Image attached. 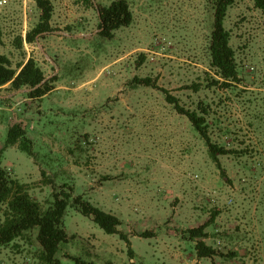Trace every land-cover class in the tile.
I'll return each instance as SVG.
<instances>
[{"label": "rangeland", "instance_id": "374dc122", "mask_svg": "<svg viewBox=\"0 0 264 264\" xmlns=\"http://www.w3.org/2000/svg\"><path fill=\"white\" fill-rule=\"evenodd\" d=\"M2 1L0 53L14 67L33 57L56 80L42 101L0 89L9 99L0 150L22 121L36 153L8 148L3 166L45 208L68 184L122 222L121 235H109L69 206L61 264H264V27L254 0H235L225 20L241 80L228 88L212 85L211 0H127L134 20L113 40L100 36L97 9L116 0H51L53 31L23 50L16 40L40 11L33 0ZM135 77L159 89L133 88ZM162 90L186 109L208 108L213 141L234 152L221 169ZM209 222L214 260L200 258L188 234ZM36 233L1 248L0 264H40Z\"/></svg>", "mask_w": 264, "mask_h": 264}, {"label": "trees", "instance_id": "16d2710c", "mask_svg": "<svg viewBox=\"0 0 264 264\" xmlns=\"http://www.w3.org/2000/svg\"><path fill=\"white\" fill-rule=\"evenodd\" d=\"M40 11L37 23L30 29L25 39L16 40L17 48L23 50L24 43L34 44L38 38L44 37L53 31L52 19L54 5L51 0H33ZM90 1V0H87ZM235 0H211L213 9V22L209 42V56L211 68L215 71L218 80H213L212 85L231 87L239 83V69L236 53L231 46V34L225 27V20L229 9ZM255 7L263 14L264 27V0H254ZM100 36L113 40L115 33L129 27L133 20V12L127 0H116L110 6H99ZM4 44V33L0 25V46ZM55 79L48 80L45 72L36 59L30 57L25 62L13 66L9 56L0 53V89L9 86L10 91H24L28 99L42 101L54 90ZM133 88L150 87L159 89L155 79L150 77H135L130 84ZM167 102L175 111L185 116L193 129L204 141L212 161L221 169L220 157L227 156L233 151L226 146L214 142L210 133V123L207 120L208 108L200 105L198 110L184 108L180 101L166 90ZM198 91V90H196ZM9 99L0 97V102ZM17 147L30 157H35L33 141L28 136V127L20 121L10 125L7 139L0 150V249L13 244L18 239H24L27 234L35 232L39 245L38 260L40 264H61L57 258L60 246L69 241L65 229V216L69 206L75 208L83 216L90 218L104 233L109 235L120 234L121 220L101 208L92 204L83 195L73 197V189L65 184L61 190L54 188L52 200L45 208L33 198L28 190V185L13 176L2 164V156L6 149ZM45 175V173H43ZM224 175V174H223ZM51 183L53 180H50ZM50 183V182H49ZM210 225L205 223L188 230L189 238L195 243V250L200 258L215 259L219 254L205 242L206 229ZM126 239V236H121ZM78 264H93L79 260Z\"/></svg>", "mask_w": 264, "mask_h": 264}, {"label": "crops", "instance_id": "0c3cea01", "mask_svg": "<svg viewBox=\"0 0 264 264\" xmlns=\"http://www.w3.org/2000/svg\"><path fill=\"white\" fill-rule=\"evenodd\" d=\"M8 96H4V98H7Z\"/></svg>", "mask_w": 264, "mask_h": 264}, {"label": "built area", "instance_id": "2783aa9c", "mask_svg": "<svg viewBox=\"0 0 264 264\" xmlns=\"http://www.w3.org/2000/svg\"><path fill=\"white\" fill-rule=\"evenodd\" d=\"M1 4H3V1L2 2H0Z\"/></svg>", "mask_w": 264, "mask_h": 264}]
</instances>
